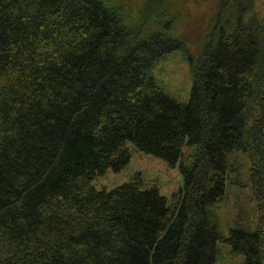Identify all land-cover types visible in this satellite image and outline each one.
Segmentation results:
<instances>
[{
    "label": "trees",
    "instance_id": "trees-1",
    "mask_svg": "<svg viewBox=\"0 0 264 264\" xmlns=\"http://www.w3.org/2000/svg\"><path fill=\"white\" fill-rule=\"evenodd\" d=\"M257 3L219 0L216 39L189 55L178 100L157 79L184 45L171 19L146 36L109 0H0V264H216L221 241L264 264V24L243 23ZM132 149L179 164L172 201L137 180L94 186ZM237 154L252 161L259 220L224 237L215 209Z\"/></svg>",
    "mask_w": 264,
    "mask_h": 264
},
{
    "label": "rangeland",
    "instance_id": "rangeland-1",
    "mask_svg": "<svg viewBox=\"0 0 264 264\" xmlns=\"http://www.w3.org/2000/svg\"><path fill=\"white\" fill-rule=\"evenodd\" d=\"M109 2L122 14L126 26L133 29L139 27L141 32H146V36L160 33L164 22L166 21V25L167 20L171 19V31L168 35L181 40L184 45L163 60L158 69L157 79L163 91L178 100H187L193 84L188 57L192 55L195 62H198L199 55L206 45L216 39V36L212 37V33L223 18L219 16V0H109ZM257 2L254 11H251L249 6L243 15L245 26L262 27L260 24H264L261 22L263 21L261 17H264V0ZM156 10L160 15L157 18L161 21L150 18V14ZM260 39L264 59V36ZM260 74H264V64L260 67L259 76ZM254 112L257 111L253 106L249 115H254ZM193 150L185 147L184 159L194 152ZM234 167L236 174L231 173V176L236 180V186L229 185L225 198L215 209L224 237H228L231 228L237 225L249 224L254 229L259 220L257 202L250 184L252 161L247 156L237 154ZM134 180H137L144 189L156 188L169 201H172L173 196L183 186L179 164L171 167L163 160L136 149H132V160L124 170L118 174L108 171L104 176L96 178L93 184L97 189L112 190ZM218 248L220 255L216 264H243V258L234 255L223 241L218 244Z\"/></svg>",
    "mask_w": 264,
    "mask_h": 264
}]
</instances>
